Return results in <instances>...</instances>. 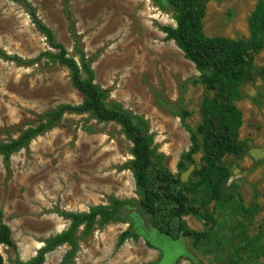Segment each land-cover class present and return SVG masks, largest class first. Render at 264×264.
Wrapping results in <instances>:
<instances>
[{
	"label": "rangeland",
	"instance_id": "obj_1",
	"mask_svg": "<svg viewBox=\"0 0 264 264\" xmlns=\"http://www.w3.org/2000/svg\"><path fill=\"white\" fill-rule=\"evenodd\" d=\"M23 1L33 6L79 65L84 54L95 84L109 92V107L121 105L136 123L138 119L147 123L153 165L175 177L190 178L195 169L180 173L178 165L191 147L185 125L196 130L202 123L204 87L196 67L162 31L176 26L173 0ZM257 2L211 0L206 35L248 39ZM0 50L25 62L57 53L38 32L25 5L13 0H0ZM255 65L258 75L246 84V97L237 104L244 119L240 140L264 148V49L256 55ZM83 100L69 70L57 62L45 57L19 64L0 58V143L19 138L59 106L80 105ZM185 112L189 117L183 123ZM132 149L121 126L86 114L66 115L55 129L14 154L8 166L0 155V224L10 228L16 245L0 247L4 264L28 263L47 239L66 231L70 222L61 212H89L95 206H112L113 199L129 202L125 215L96 225L91 233L81 228L80 249L72 264H220L234 248L259 235L264 223V160L256 162L251 156L224 160L232 171L230 184L238 186L255 216L224 217L213 237L220 245L201 259L193 255V260L180 258L188 248L184 236L173 240L161 235L140 208L133 174L123 169L133 160ZM202 156V152L195 156L198 166ZM183 222L190 230L207 231L194 215L183 217ZM130 228L141 236L139 241L128 240L119 247L120 235ZM147 236L158 250L146 244ZM69 250L68 245L59 247L45 264H61ZM246 255L243 264H264Z\"/></svg>",
	"mask_w": 264,
	"mask_h": 264
},
{
	"label": "trees",
	"instance_id": "obj_2",
	"mask_svg": "<svg viewBox=\"0 0 264 264\" xmlns=\"http://www.w3.org/2000/svg\"><path fill=\"white\" fill-rule=\"evenodd\" d=\"M13 1L25 5L38 32L46 38L50 49L57 53L46 52L35 60L25 62L0 50V58L19 64H33L47 57L69 70L72 85L84 100L80 105L59 106L45 114L36 127L26 130L19 138L0 143V155L7 166L14 154L27 149L35 139L55 129L66 115L90 114L99 122L118 124L132 142L133 160L123 169L133 174L137 195L141 198L140 208L149 217L151 228L173 240L184 236L189 251L196 257L201 259L204 253L220 245L213 243V237L224 217L244 219L255 216V208L246 207L238 186L230 184L232 171L224 165V160L227 157L245 158L251 149L247 140H240L244 120L237 103L246 97V84L253 82L258 75L255 57L264 49V0H258L251 15L249 38L237 40L206 35L204 21L211 0H173L176 26L163 27L162 31L166 39L174 42L196 67L204 87L200 107L202 123L196 130L184 124L190 135L191 147L181 156L178 168L180 173L191 167L195 169L185 182L180 175L175 177L166 168L159 169L153 165V138L147 123L142 119L136 123L132 114L121 105L112 108L107 105L109 92L95 84L94 72L84 54H81L79 65L57 42L54 32L43 23L33 6L23 0ZM261 73L264 75V68ZM187 117L189 114L186 112L181 115L183 123ZM201 152L203 156L198 166L195 156ZM129 205L127 201L113 199L112 206H95L89 212H61L60 215L70 222L69 228L47 239L31 261L20 264H45L47 256L64 245H68L70 250L61 264H72L80 249V229L85 228L86 233H91L98 224L119 220ZM188 215L196 216L207 231L190 230L183 222V217ZM140 237L130 228L120 235L118 246H123L128 240L137 242ZM146 244L157 249L149 240ZM3 245L16 249L10 228L0 224V247ZM246 254L264 260V223L256 238L234 248L233 253L225 255L220 264H243ZM0 264H4L1 252Z\"/></svg>",
	"mask_w": 264,
	"mask_h": 264
},
{
	"label": "water",
	"instance_id": "obj_3",
	"mask_svg": "<svg viewBox=\"0 0 264 264\" xmlns=\"http://www.w3.org/2000/svg\"><path fill=\"white\" fill-rule=\"evenodd\" d=\"M250 147H251V149H250V151H249V156H251V157L253 158L254 161L259 162V161L264 160V148H256V147H253L251 144H250ZM190 170L193 171V170H194V167H191ZM188 179H189V178H185V179L183 178L182 181L185 182V181L188 180ZM160 234H161V233H160ZM144 235H145V234H144ZM144 235H143V236H144ZM161 235H164V234H161ZM164 236H166V235H164ZM167 237H169V236H167ZM170 238H171V237H170ZM146 240H149V241L151 242V244L157 248V250L159 249V247H158L157 245H155L154 242H152V241L150 240V238H148V236H147V239H146ZM186 249H187V252H186L184 255H182L180 258H182V257H186V258H191V259L195 260L193 254L189 251V249H188L187 247H186ZM180 258H179V259H180ZM177 262H178V261H177ZM177 262H176V263H177ZM176 263H175V264H176Z\"/></svg>",
	"mask_w": 264,
	"mask_h": 264
},
{
	"label": "crops",
	"instance_id": "obj_4",
	"mask_svg": "<svg viewBox=\"0 0 264 264\" xmlns=\"http://www.w3.org/2000/svg\"><path fill=\"white\" fill-rule=\"evenodd\" d=\"M238 104V103H237ZM238 106V105H237ZM240 109V108H239ZM244 120V119H243ZM250 144V143H249ZM247 207V206H246ZM251 207V206H250ZM253 207V206H252Z\"/></svg>",
	"mask_w": 264,
	"mask_h": 264
}]
</instances>
